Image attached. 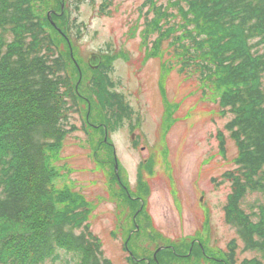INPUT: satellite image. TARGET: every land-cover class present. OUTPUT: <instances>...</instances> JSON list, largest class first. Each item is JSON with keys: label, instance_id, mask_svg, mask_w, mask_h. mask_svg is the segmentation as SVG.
<instances>
[{"label": "trees", "instance_id": "1", "mask_svg": "<svg viewBox=\"0 0 264 264\" xmlns=\"http://www.w3.org/2000/svg\"><path fill=\"white\" fill-rule=\"evenodd\" d=\"M55 1L57 6L53 0H0V264H112L87 223L93 206L69 187L56 186L61 173L55 163L63 141L77 129L71 118L80 113L87 118L83 131L94 156L103 151L112 165L110 181L116 184L109 134L114 125L132 117V109L122 93L110 91L103 61L98 69L77 63L90 70L85 78L75 64L70 71L72 59L61 50L62 44L68 45L57 37L68 29L70 34L72 25L67 23V6L61 13L62 1ZM44 5L56 11L53 21L66 26L65 33L55 32L42 13ZM168 5L182 20L172 23L177 15L161 10L158 17L167 26L160 35L175 36L183 67L196 70L219 93L221 115H231L224 130L237 156L236 168L222 175L231 188L224 220L245 250L261 254L240 264H264V207L246 212L242 206L249 192L264 193V0H168ZM118 196L132 206L138 200L124 189ZM234 241L228 243L227 255H218L222 261L206 258L195 243L160 246L155 260L158 247L151 257L137 259L132 252L127 260L190 264L197 257L206 264H235Z\"/></svg>", "mask_w": 264, "mask_h": 264}, {"label": "rangeland", "instance_id": "2", "mask_svg": "<svg viewBox=\"0 0 264 264\" xmlns=\"http://www.w3.org/2000/svg\"><path fill=\"white\" fill-rule=\"evenodd\" d=\"M61 1L60 8L68 9L70 34L68 29L61 37L59 29L65 33L66 26L53 21L55 10L44 5L42 13L49 15L59 33L58 42L68 45L60 43L63 54L72 59L68 68L74 70L75 63L93 67L90 58L99 56L107 68L110 91L122 93L132 109V117L114 125L109 134L117 157L116 184L110 181L112 165L103 151L94 156L83 131L87 118L80 113L73 114L77 129L63 141L55 163L61 173L56 186L69 187L93 206L87 223L100 240L104 257L112 264H132L124 245L138 259L151 257L156 247L195 243L206 258L222 261L218 255H227L228 243L235 240V264L260 259L258 251L244 249L224 220L231 188L222 175L236 168L237 156L236 145L224 130L231 115H221L219 93L199 79L196 70L183 67L175 36L160 35L167 26L158 17L161 10L177 15L172 23L182 20L177 11L168 0H153L152 5L149 0ZM82 67L77 70L80 78L88 77L90 70ZM122 189L138 199L133 206L118 196ZM260 205L264 207V193L249 192L242 206L246 212H258ZM196 259L189 263L206 264ZM175 261L169 264L180 262Z\"/></svg>", "mask_w": 264, "mask_h": 264}, {"label": "water", "instance_id": "3", "mask_svg": "<svg viewBox=\"0 0 264 264\" xmlns=\"http://www.w3.org/2000/svg\"><path fill=\"white\" fill-rule=\"evenodd\" d=\"M61 7H63V5H62ZM48 17H49V15H48ZM70 55L72 56V53H70ZM99 62H100V57L97 56V55L92 56V58H90V61H89L90 65L93 66V67H96V66L98 65ZM104 140L106 141V132H105ZM113 155H114V162H115L114 169H115V171H116V170H117V164H116L115 151H113ZM116 176H117V178H118L117 173H116ZM125 244H126V243H125ZM125 247H126V245H125ZM126 248H127V247H126ZM160 250H161V248H157L156 251L154 252V254H153V259H154V260L156 259V254H157V252L160 251ZM130 255L132 256L131 252H130Z\"/></svg>", "mask_w": 264, "mask_h": 264}, {"label": "flooded vegetation", "instance_id": "4", "mask_svg": "<svg viewBox=\"0 0 264 264\" xmlns=\"http://www.w3.org/2000/svg\"><path fill=\"white\" fill-rule=\"evenodd\" d=\"M100 67V66H99ZM95 69H98L97 67Z\"/></svg>", "mask_w": 264, "mask_h": 264}]
</instances>
